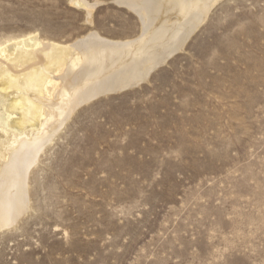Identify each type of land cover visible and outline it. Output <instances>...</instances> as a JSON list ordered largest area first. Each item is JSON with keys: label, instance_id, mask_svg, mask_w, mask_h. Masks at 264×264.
<instances>
[{"label": "rangeland", "instance_id": "1", "mask_svg": "<svg viewBox=\"0 0 264 264\" xmlns=\"http://www.w3.org/2000/svg\"><path fill=\"white\" fill-rule=\"evenodd\" d=\"M96 1L88 22L69 0H0V44L140 35ZM167 42L146 81L80 106L39 154L0 264H264V0H223Z\"/></svg>", "mask_w": 264, "mask_h": 264}, {"label": "bare ground", "instance_id": "2", "mask_svg": "<svg viewBox=\"0 0 264 264\" xmlns=\"http://www.w3.org/2000/svg\"><path fill=\"white\" fill-rule=\"evenodd\" d=\"M221 1L117 0L138 16V37L108 40L96 32L60 43L27 33L0 44V231L27 213L28 173L74 112L99 96L146 81L155 66L142 68L158 52L157 43L166 40V50L179 52ZM69 3L84 11L88 22L100 4ZM167 56L158 57L164 62Z\"/></svg>", "mask_w": 264, "mask_h": 264}]
</instances>
